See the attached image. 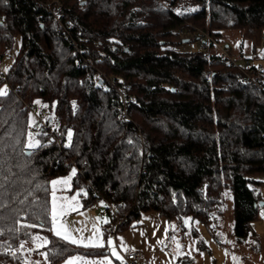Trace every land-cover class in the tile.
<instances>
[{
    "label": "trees",
    "instance_id": "1",
    "mask_svg": "<svg viewBox=\"0 0 264 264\" xmlns=\"http://www.w3.org/2000/svg\"><path fill=\"white\" fill-rule=\"evenodd\" d=\"M51 1L0 0V60L20 37L0 76V264H30L19 246L40 235L49 264L110 253L107 244L83 246L52 232L51 183L60 176L70 177L84 205L107 202L106 239L147 212L181 229L199 221L221 239L230 190V237L245 241L264 183V73L253 63L264 52V0H60L68 32L49 12ZM196 28L213 38L205 47ZM227 30L247 39L253 56L237 58L220 43ZM191 37L199 48L178 49ZM122 94L129 118L118 112ZM180 261L192 264L187 255Z\"/></svg>",
    "mask_w": 264,
    "mask_h": 264
},
{
    "label": "rangeland",
    "instance_id": "2",
    "mask_svg": "<svg viewBox=\"0 0 264 264\" xmlns=\"http://www.w3.org/2000/svg\"><path fill=\"white\" fill-rule=\"evenodd\" d=\"M219 41L222 44H229L233 55L237 58L242 57V55L253 56L250 42L236 31H225ZM200 45L201 41L198 38L191 37L188 41L182 42L178 49L193 50L199 48ZM19 47L20 37H16L12 49L0 60L1 70H6L11 65ZM212 49L220 51L217 46L212 47ZM253 63L264 73L263 49L258 50V56L253 59ZM98 73L102 75L101 78L104 80L110 78V75L104 73L100 68H98ZM103 79L101 80L103 81ZM27 138L28 145L34 144L35 138L33 135L28 134ZM54 181H62V183L53 184ZM259 189L260 195L264 199V183ZM107 205L104 199L98 200L92 206L84 205L78 191L71 190L70 177H56L51 183L52 232L56 234L59 229L63 235L66 230L72 238L83 241V243L75 244L83 246L107 244L109 249H113L116 257L121 258V254L115 246L116 237L110 235L106 239L103 233V225L110 219ZM54 210L56 213L55 220L53 219ZM233 212L232 194L230 190H226L225 219L223 226L219 229L221 239L210 232L211 228L209 229L207 225L196 220L193 225L186 221L184 223L185 229L170 224L168 240L176 254L174 258L181 260L187 255L192 260V264H264V205L260 206L258 217L252 222V231L249 237L242 243H236L229 236L232 230ZM61 225H63V228H61ZM193 227L199 231L198 237L193 235ZM231 240L236 245L238 244V252L233 250ZM200 241L204 242V247L200 245ZM46 242L47 238L42 235L36 236L33 240L24 241L19 246L24 261L30 264H49L46 252L42 249Z\"/></svg>",
    "mask_w": 264,
    "mask_h": 264
},
{
    "label": "crops",
    "instance_id": "3",
    "mask_svg": "<svg viewBox=\"0 0 264 264\" xmlns=\"http://www.w3.org/2000/svg\"><path fill=\"white\" fill-rule=\"evenodd\" d=\"M262 200L264 205L263 197ZM169 228L170 224L166 218L160 217L156 212L144 213L138 226L115 235L116 249L120 252L121 258L130 251L141 252L144 258L142 264H175L180 259L174 258L176 254L168 240ZM229 236H231L230 233ZM232 240V248L237 251L238 244L236 245ZM109 250L110 253L101 256L74 254L58 264H69V262L71 264H117L113 249Z\"/></svg>",
    "mask_w": 264,
    "mask_h": 264
},
{
    "label": "built area",
    "instance_id": "4",
    "mask_svg": "<svg viewBox=\"0 0 264 264\" xmlns=\"http://www.w3.org/2000/svg\"><path fill=\"white\" fill-rule=\"evenodd\" d=\"M61 6H62V3H61L60 0H52L50 6L48 7V9H49V12L55 18V20L62 26L63 31L64 32H68L69 31L68 27L65 26L62 23V20H61V14H62L61 13ZM195 31L199 35L204 36V39H203V42H202V47H205L207 39L213 40V38H212V36H210V34L205 33V32L201 31L198 28H196ZM179 32L182 35L190 34L191 33V29H188V30L187 29H180ZM222 53H223V55H228L229 54L228 46H224V47L222 46ZM80 64L84 65L85 61L84 62H80ZM5 73H6V70H1L0 69V76H5ZM248 78H250V76H248V75L246 77H244V79L246 81H247ZM113 79H114V76L111 75L110 78L106 79L105 81H107L108 83L112 84L113 83ZM122 96H123L122 97V103L119 106L118 112L122 113L126 118H129L127 107H128V101L130 100V98L129 97H125L123 94H122ZM30 111L34 115V117L36 118L37 124H42L45 128L48 129V131L50 132L49 139H56L57 138V133L53 129L52 124L45 122V120L43 118V115H41V114H39L37 112V108L34 105L30 106ZM35 127L36 126L34 124H30L29 125V128L31 129V131H34ZM113 210H115L114 207H113ZM8 254L13 255V251H8ZM124 259H125L127 264H142V262L144 260L142 253L139 252V251H130V252L125 253L124 254ZM175 264H182V263H181V261L178 260V261L175 262Z\"/></svg>",
    "mask_w": 264,
    "mask_h": 264
},
{
    "label": "snow or ice",
    "instance_id": "5",
    "mask_svg": "<svg viewBox=\"0 0 264 264\" xmlns=\"http://www.w3.org/2000/svg\"><path fill=\"white\" fill-rule=\"evenodd\" d=\"M5 94V92H2V91H0V95H4ZM71 137V133H69V138ZM38 143V142H37ZM30 147H34V146H36V145H34V144H30L29 145ZM64 182H66V181H64ZM56 183H62V181H54L53 182V184H56ZM55 216H56V213H55V210L53 211V219L55 220ZM61 228H63V225H61ZM56 235L57 236H61V238H63V239H67V240H70L72 243H83V241H77L76 239H74V238H72L71 236H70V234H68L67 233V231L65 230L64 231V233H63V235H62V233H61V231L58 229L57 231H56ZM109 243H111V242H109ZM85 246H88V245H85ZM92 246H103L102 244H99V245H97V244H93ZM114 255H115V252L113 253ZM118 259H119V257H117ZM69 264H71V262H69Z\"/></svg>",
    "mask_w": 264,
    "mask_h": 264
},
{
    "label": "water",
    "instance_id": "6",
    "mask_svg": "<svg viewBox=\"0 0 264 264\" xmlns=\"http://www.w3.org/2000/svg\"><path fill=\"white\" fill-rule=\"evenodd\" d=\"M188 39H184V41H187ZM100 83H102V80L99 81ZM29 152V151H28ZM261 204H262V201H261Z\"/></svg>",
    "mask_w": 264,
    "mask_h": 264
}]
</instances>
